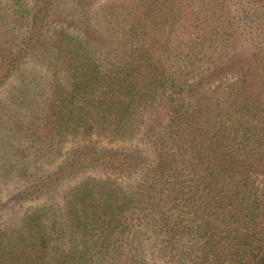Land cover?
I'll return each instance as SVG.
<instances>
[{
	"label": "trees",
	"instance_id": "trees-1",
	"mask_svg": "<svg viewBox=\"0 0 264 264\" xmlns=\"http://www.w3.org/2000/svg\"><path fill=\"white\" fill-rule=\"evenodd\" d=\"M0 221V264H264V0H0Z\"/></svg>",
	"mask_w": 264,
	"mask_h": 264
},
{
	"label": "rangeland",
	"instance_id": "rangeland-1",
	"mask_svg": "<svg viewBox=\"0 0 264 264\" xmlns=\"http://www.w3.org/2000/svg\"><path fill=\"white\" fill-rule=\"evenodd\" d=\"M17 86H19V85H18V81H17V79L12 80V82H11V84H10V86H9V89H8V93H9V92H10V93L13 92L14 88H16ZM31 206H32V205H30V206H28V207H26V208H19V209H20V210L23 209L22 211H24V210L28 209L29 207L31 208ZM12 215H14V214H12V213L9 214V215H8V214H5V215H4L5 218L3 219V221H8V220H6V219H9V217H11ZM0 222H2V221H0Z\"/></svg>",
	"mask_w": 264,
	"mask_h": 264
}]
</instances>
